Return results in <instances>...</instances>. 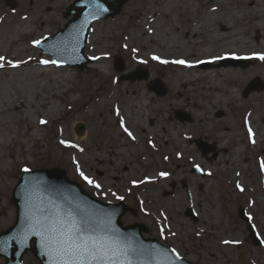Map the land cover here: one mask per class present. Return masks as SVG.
Segmentation results:
<instances>
[{"label": "rangeland", "instance_id": "rangeland-1", "mask_svg": "<svg viewBox=\"0 0 264 264\" xmlns=\"http://www.w3.org/2000/svg\"><path fill=\"white\" fill-rule=\"evenodd\" d=\"M74 1L16 0L15 6L12 7L7 5L5 0H0V22L3 21L5 23L1 27L13 32L14 25L24 20L32 28L30 34L17 39L16 45H12L9 48L7 45L2 47L0 54L9 55L16 51V47L27 46V43L31 41L30 46L25 50L26 54L20 56L29 54L32 57L39 56L46 60H51L50 54L33 45V40L38 39V37L43 39L46 35H53L56 31L63 28L67 21L73 17L65 18L63 12ZM173 1H175L176 7L172 8L164 16L160 15L159 18L161 21H166V26L171 29L172 35L177 36L179 39L185 38L183 29L186 25V18L200 15L204 10L213 11L215 9V11H221V9L235 5L234 7H237L238 10H242L240 15H238L237 22L239 21V26L246 28L245 38L252 45L250 49L257 50L258 47L264 46V39L261 38V34L258 35V32L256 33V31L251 29L247 23L248 16L242 15L243 11L248 7V2H243V0ZM188 1H191L189 2L190 5L187 4ZM145 2L146 0H128L122 12L117 16L97 19L92 23L90 36L92 31L95 30L94 24H97V26L99 25V31L102 32L103 39L106 40V45L102 52L104 57L107 55V58L104 59L108 60V68L106 64L102 63L98 65L101 67V72L96 74L92 71L94 61L87 64L83 69H78L77 66L55 64L63 67L62 71H60L62 73L56 72L61 76V85L54 87L56 91L60 90V95L55 97H51L49 80L44 77L36 78L34 83L38 86L44 84L45 88L41 87L38 94L47 92L49 95L48 100L55 104H60L62 107V110L57 114L45 118L48 121L46 125L40 123L41 118H44L42 113L46 109V107H41L40 105H38V112L29 113L26 119L21 116L18 118L17 114L12 115L14 119L7 117V113L0 114V119L6 125L9 122L12 128L11 135L7 134L3 141V146L0 148V232L15 223L16 207L11 202V197L12 190L23 172L22 169L24 167L34 170L36 168L61 167L66 171L69 178L80 182L85 187V190L101 201H108L106 195H110L108 196L110 197L109 200L118 201L111 195L113 192L124 196L125 201L131 207L130 209L133 210L127 211L123 217V223L127 225L143 223L145 231H147L146 235L157 237L166 245L174 247L182 257L192 264H256L254 263L255 258L259 262L258 259L264 256V249L260 248L262 241L260 239L259 242H256L249 237L250 231L245 220L241 218L240 211L244 209L248 215L254 218L252 223L256 227L258 234H260V231L262 232L261 227H264V171L260 167V162L264 160V141L255 147L248 148L245 132L240 122L241 115L248 108L246 101L250 97L264 94L263 89L262 91H252L248 96L244 95L247 85L254 78L260 75V78L264 81L262 73L259 75L249 74L255 66L261 65L258 64L261 62H256L258 60L256 58L251 59L250 65L246 67L231 65L230 63L226 64L220 61L213 63V66L208 68L197 66V68L202 70H211L210 73L217 69L234 68L242 76L241 80L230 81L228 85L225 84L227 82L223 81L222 85L225 88L233 86L237 98L225 107L218 106L217 108L214 107L213 103L214 93L216 94L215 88H207L204 85L203 89H200L197 82H193L194 86L187 88L184 96L181 97L180 90L182 87L179 85L178 80L183 76H180L178 70L172 68L173 66L162 67L151 61V63L141 64L144 65L143 68L150 72L148 80L131 82L127 79H121L123 74L134 71L140 65L135 63L132 67L128 66L131 60V47L123 48V43L126 42V34L130 31H135L133 25H135L137 15L146 8ZM183 9L186 10L182 12ZM218 21L211 22V25L214 30L216 28L220 33L227 32L234 26L228 21V25L221 24ZM240 37L243 38V35ZM89 44L90 37L85 47V54L88 58L92 57ZM186 50L191 51L190 47H187ZM243 50L248 52L249 48ZM117 59L123 60L125 64L124 71L116 69ZM61 62L65 63L66 61L63 60ZM6 72L8 71L0 73V79H8L9 73ZM243 72L247 73L246 78H243ZM50 74H53V72ZM156 77L161 78L166 84V88H168L166 96H157L147 89L149 82ZM129 85H135L138 88L135 95L136 99L141 100L143 98L144 101L149 103L150 110L155 114L154 118H145V123L149 128L156 131L155 138H153L156 141L155 149L151 148L147 142L146 135L151 140L150 133L143 134L145 131H138L140 140L136 151L147 152V163L149 165L145 168L135 150H126L128 147L119 150L113 142L118 139H128L126 133L119 131L121 127L116 122V117L111 108L112 105L118 104L123 100L122 95L117 94L112 101L103 99L99 102V99L107 95L111 87L114 89L116 87L127 88ZM204 91H206V94L212 95L207 99V95L205 93L202 94ZM151 94L153 96L150 98ZM196 102L202 104L199 107L200 110L195 107L194 103ZM255 103L259 105L258 114L256 115L264 120V97H260ZM187 107L189 111L186 110ZM178 109L185 110L190 115L191 120L187 119L184 122L178 120L175 116V111ZM203 109L211 111L210 116L205 114L199 121L195 117ZM146 112L148 113V110ZM78 123L85 124L86 128L83 135L86 138L81 141H79L77 138L79 135L75 132V126ZM218 124L219 126L227 125L231 127L228 132L230 135H227L231 153L225 152L224 155H221L222 153L216 147L218 154L210 149L207 157H205L199 150L196 140L201 138L217 145L213 138L215 137L214 134H216V126ZM177 125H182L183 128L189 129V135L194 137L191 139L192 142L190 141L191 144H189V141H181L182 147L187 145V148H183L182 152L184 165L176 164L175 167L184 166L183 172L178 175V181L176 182L153 183V193L150 194L151 189L146 191L143 183L134 185L132 181L135 179L132 176L136 177L135 181H140L142 172H158L161 166L166 167L171 163L168 161L174 156L176 142L178 141L174 132ZM232 125H234V128H232ZM205 127L209 129H203ZM1 128H5V126ZM165 135L173 136V142L168 144ZM62 139L69 140L73 144L86 146L89 149L78 156L79 151L77 149L66 148L60 144L59 141ZM150 151L154 152L153 156H150ZM236 151H239V155H237ZM216 154L218 161L215 158ZM233 155H236L235 157L238 161L237 166L233 168H229L227 162L224 163L219 160L220 157H232ZM191 158H194L193 161H189ZM77 162L80 170L84 169L89 172L91 175L89 176L93 180L104 186L103 190L99 191L92 187L79 176ZM198 163L204 169L205 166H209L210 170L215 173L214 177L207 176L204 170L200 171V173H194L193 168ZM233 175L234 178H232ZM237 183L244 187V192H240L237 189ZM188 187L191 189V194L186 193ZM174 194H178V197L175 201H170L169 208L157 204L163 198L171 199L170 197ZM180 196L182 198L179 199ZM191 196L194 200H196L197 196V206L198 204H202L204 207L213 205L214 208L209 210L212 212L216 211L221 215V219L217 222L215 221L218 226L208 227V231L202 235L189 232L195 228L196 224H199L197 216L193 218L187 214ZM208 199L211 201H208ZM250 200L253 201L248 206ZM141 201H143V205H141ZM146 201L153 203L151 204V209L154 211L153 215L147 216L143 213V207L150 205H146ZM160 208L170 214L168 215L163 211L159 212ZM165 217L167 218V225L170 229L172 228L173 233H176V235H171L168 228H166L164 234L167 237L166 239L160 235V226L165 222ZM183 219L185 221L180 222ZM178 224H187L188 231L185 232L184 227ZM218 227L225 230L227 236L240 238L242 243L240 245H232L226 250H217L216 252L208 250L206 248L207 243L209 244L213 239V232L209 230L212 228L219 230ZM214 255H217L222 262L216 261L212 257ZM5 262L6 259L0 256V264H5ZM24 263L38 264L39 262L33 254L27 253Z\"/></svg>", "mask_w": 264, "mask_h": 264}, {"label": "bare ground", "instance_id": "bare-ground-1", "mask_svg": "<svg viewBox=\"0 0 264 264\" xmlns=\"http://www.w3.org/2000/svg\"><path fill=\"white\" fill-rule=\"evenodd\" d=\"M173 0H146L145 5L146 8L140 12V14L137 15V19L135 21V31H130L126 34V42L123 43V48H126L125 45H127V48L130 46L131 48V60L129 61V67H132L135 63H141L140 61H146V63H151V61L159 64L162 67L165 66H173L172 68L178 70V74H180L181 77L180 80H178L179 85L182 87L180 90L181 97L184 96V92L187 90V88H191L194 86L193 82H197L198 86H200V89H203V86L207 88H215L214 97H213V103L214 107L222 106L225 107L228 103H231L237 98L236 92L231 86L230 88H225V86L222 85L223 81L227 82L225 83L228 85V82L230 81H239L242 79V76L239 74V71L234 68H222L214 70L212 73L211 70H202L197 68V65H199L200 61H210L213 62L216 60L215 58L218 56H226V54H232L235 53L236 56L242 57L245 55L253 56V53H261L264 52V46L258 47L257 50L250 49L252 45H250L245 38L246 34V28L244 26H239V21L237 22L240 13L242 10H238L237 7H230L226 9H221V11H203L200 15H193L192 17H188L185 20L186 25L183 29V34L185 36L184 39H179L177 36L172 35L171 29L166 26V21H161L159 16L165 15L167 12L171 11L172 8L176 7V3ZM189 2L188 1V5ZM243 2H248V7L246 10L243 11V16L247 15V23L251 29L258 32V35L261 34V38L264 39V1L261 0H243ZM185 4V3H184ZM186 5V4H185ZM187 7V5H186ZM195 9V7H193ZM186 9H183L182 12H184ZM227 10V11H224ZM215 20H219L221 24L228 25V22H231L234 26L231 27V29L227 32L220 33L216 28H212V23ZM228 21V22H227ZM2 24H5L3 21L0 22V52L1 48L7 47L9 48L12 45H16V41L19 37H25L26 35L30 34L32 32V28H30V25H28L27 21H20L16 25H14L13 32H10L8 29H4L1 27ZM171 26V25H170ZM229 27V26H228ZM176 28V27H175ZM174 28V29H175ZM94 29L90 36V44L89 49L91 55L99 56L101 59L95 60L93 63V69L96 74H98L100 71V66L102 63L106 64V67L108 68V60L104 59V53L102 52V49L105 48L106 40L103 39V36L101 35L102 32L99 31V25L94 24ZM179 31V30H178ZM243 35V38L240 37ZM38 39H40L38 37ZM37 40V38L35 39ZM70 37L65 38H59L56 37L53 39L54 42H58L61 44V46H65V49L67 52H71L75 49L76 42L75 41H69ZM34 41V40H33ZM31 44V41L27 43V46H18L16 47V51H13L9 55H1L6 57L8 60L12 61H24L20 65L19 68H11L8 66H5V68L0 69V73L3 71H8L6 73L8 74V79L3 80L0 79V114L7 113L9 118H12V115L17 114L18 118L19 116L26 119L29 113H37L38 112V105L41 107H46V109L43 111V117L41 119L46 120L45 118L52 117L53 115L57 114L62 110V107L60 104H55L52 101L48 100V93H42L38 94L40 91V88H44V84H40L38 86L34 81L36 78L39 79V77H44L45 79L49 80L50 83V92L51 97H55L57 95H60V90L56 91L54 87H59L61 76L58 75V73H62V66H56L55 64H48L44 65L41 64L39 61L46 60L43 57H32L29 56V54L25 56H20L25 53L26 48H28ZM189 44V45H188ZM243 45V46H242ZM190 47L191 51H187L186 48ZM244 51L243 49H248ZM133 49H138L137 52H133ZM22 50V51H21ZM205 54V55H204ZM159 56L163 60L167 61H173V60H185L193 64V67H185L183 65H178L174 63H160L156 60L152 59V56ZM220 60V59H219ZM217 62V61H216ZM256 62H261L258 64V66H255L249 74H261L264 76V64H262L264 61L258 59ZM215 63V62H213ZM204 67V66H201ZM53 72V74H50ZM243 78H246L247 73L243 72ZM28 77V78H25ZM66 80V78H64ZM29 81V82H28ZM11 86V87H10ZM45 89V88H44ZM34 93L32 94V92ZM138 88L135 85H129L127 88L124 87H116L114 89L111 87L107 93V95H104L102 98L99 99V102L103 99H107L109 101H112V99L117 95L121 94L123 97V100H121L118 104L112 105V112L114 116L116 117V122L120 125V116L124 118L125 125L133 132L134 136L136 137L135 140L131 139L130 137L127 140H115L113 141L118 149H122L125 147H128V149L137 150L139 147V140H140V133L139 130L145 131L143 134H147V132L150 133L151 140L146 135L148 143H151V148H156V141L153 140L156 135V131L152 128H149V126L145 123V118H154V113L149 108V103L144 101L143 98L141 100H137L135 95L137 94ZM207 91V90H206ZM206 91H204L202 94H206ZM202 92V90H201ZM35 94V96H33ZM147 95V94H146ZM207 99L212 94H206ZM153 96V94L150 95V98ZM143 97V96H142ZM260 97H264V94H260V96H254L250 97L246 102L248 105V108L243 112L241 115V124L242 128L245 132L246 140H247V146L248 148L255 147L256 145L263 143L264 141V120L257 116L258 114L257 109L259 107L258 103H255V101H258ZM195 107L200 110L199 107L202 106L201 103L196 102L194 103ZM119 108L120 110V116L116 115V109ZM148 110V113L146 112ZM189 111L188 107L186 109ZM211 112V111H210ZM210 112L206 109H203L201 112H198V116L195 118L199 121L203 118V115L208 114L210 116ZM184 112H181V115H184ZM191 118V117H190ZM181 118L178 117V120ZM20 120V119H18ZM11 124L8 122L6 125L3 120L0 119V148L4 144V140L7 136V134L11 135ZM251 126L253 132L255 133V140L256 143L253 144L251 142V138L248 133V126ZM2 126H5V128H1ZM230 126L224 125L219 126V124L216 126V134L213 138V141L217 143L216 147L220 150L222 153L221 155H224L225 152L231 153V148L228 145V138L227 135L230 131ZM232 128H234V125H232ZM203 129H209L207 127ZM120 132H124L122 127L119 128ZM7 132V133H6ZM175 137L178 139L175 146V154L172 158H170L171 162L166 167L161 166L159 174L157 172H151L146 173L145 171L142 172V179L140 181H144L143 185L145 186V190L149 191L150 194L153 193L152 184L153 183H163L165 181L169 182H176L178 181V175L182 174L183 167L176 168V164L184 165L183 163V148H187V145H184L182 147V142H192L191 139L194 137L192 135H189V129L183 128L182 125H177L176 129L174 130ZM84 135V134H83ZM80 135L77 136L79 141L82 139H85L86 137ZM162 137L163 135L160 134ZM83 136V137H81ZM88 137V136H87ZM173 136L171 135H165V139L168 144L173 142ZM180 138V139H179ZM146 143V142H145ZM154 145V146H153ZM79 147L82 148L84 151L89 149L88 147H84L83 145L79 144ZM146 147V145H145ZM201 149V148H200ZM264 149V146H263ZM77 151H79L77 149ZM134 151V152H135ZM224 151V152H222ZM137 152V151H136ZM135 152V153H136ZM138 155L140 156L141 163L143 167H147L149 164L148 162V154L145 151L139 150ZM217 153V151H216ZM237 155H239V151H236ZM83 154V152L79 151V154ZM218 154V153H217ZM217 154L215 158H217ZM154 152L150 151V156H153ZM82 156V155H81ZM236 155H233L232 157L224 156V158L220 157L219 160L226 163L229 168H233L237 166V158ZM194 158H191L189 161H193ZM218 161V158H217ZM198 165L204 170V172L207 174V176L214 177L215 173L210 170L209 166H205V169L202 167L201 164L198 163ZM86 175H90L89 172H86L84 169L82 170ZM161 172H167L169 175L167 177L160 176ZM211 173V175H209ZM91 176V175H90ZM89 176V177H90ZM91 178V177H90ZM133 179L136 180L135 176H132ZM234 178V175L233 177ZM102 186V185H101ZM104 186L101 187L100 190H103ZM155 188V187H154ZM191 194V189L188 187L187 192ZM110 195H107L106 198L109 200ZM178 194H174L171 196V199L163 198L160 201L157 202L158 205L162 207H168L170 201H175L177 199ZM182 198V196L179 197V199ZM174 199V200H173ZM191 201L189 202L190 205H188L189 209L191 208L194 211V214H196L199 224H196L195 228L191 229L189 232L196 233V234H204L206 231H208V227H217L218 224L215 223L218 220L221 219V215L217 213L216 211H210L214 207L213 205H208L204 207L202 204H198L197 206V196L196 200L190 197ZM112 201V200H110ZM178 201V200H177ZM176 201V202H177ZM208 201H211L208 199ZM253 200H251L248 204ZM201 202V201H198ZM146 205L143 207V213L147 216L153 215L154 211L151 209V204H153L151 201L148 203L145 202ZM202 203V202H201ZM202 208V209H201ZM210 209V210H209ZM146 210V211H145ZM165 212L166 214H170L168 211L163 210V208H160L158 210ZM172 219V217L170 216ZM181 221H185L180 220ZM179 226H183L185 232L188 231V225L187 224H178ZM219 230L216 228H212L211 232H213V239L208 244L206 248L208 250H211L213 252H216L217 250H226L228 247L232 245H225L222 243L224 239H239L240 238L236 236H227L225 233L226 231L222 228L218 227ZM262 228V232L260 231V234H258L257 230L254 229V231L251 234V238L256 240L261 239V249H264V227ZM169 231V230H168ZM172 232V228L169 231ZM215 258L216 261L222 262L221 259L214 255L212 256ZM162 260H159L157 264H166V261L164 257L161 258ZM256 264H264V256L254 260Z\"/></svg>", "mask_w": 264, "mask_h": 264}, {"label": "snow or ice", "instance_id": "snow-or-ice-1", "mask_svg": "<svg viewBox=\"0 0 264 264\" xmlns=\"http://www.w3.org/2000/svg\"><path fill=\"white\" fill-rule=\"evenodd\" d=\"M92 3L98 11H107L98 4L97 0H92ZM43 43L44 40L42 39L33 41V45L36 47H40ZM137 51L138 49H133V52ZM230 55L233 58H240L235 53ZM104 58H107V55ZM224 58V56H218L215 59ZM248 58H258L264 61V52L253 53V56ZM92 59L99 60L101 57L94 56ZM152 59L164 64L174 63L185 67L194 66L185 60L167 61L155 55L152 56ZM39 62L44 65L57 64L54 59ZM140 62L146 63L143 60ZM22 63L24 61L14 62L0 56V69L5 68V66L19 68ZM199 63H204V61ZM116 115L120 116L119 108L116 109ZM40 123L46 125L48 121L41 119ZM120 125L127 136L133 140L136 139L133 132L125 125L122 116H120ZM248 133L251 142L255 144V133L250 125L248 126ZM59 142L66 148L84 151L79 145L73 144L69 140L62 139ZM195 167L197 170L203 171L199 165H195ZM260 167L264 171V160L260 162ZM22 171L31 173L32 170L24 167ZM77 171L87 184L98 190L101 189L100 183L80 170L78 162ZM168 175L167 172L160 173L162 177ZM132 183L137 185L144 183V181L134 180ZM236 187L240 192L245 191L240 183H237ZM70 191V189L56 183L29 177L22 190L25 198V211L19 231L8 239L0 240V252H6L13 243L26 246L28 241L35 237L39 241L41 254L48 258L49 264H157L153 255L156 250L150 245H145L134 234L122 231L113 222L115 212L100 208L96 204L81 199L74 193L69 195ZM111 195L121 201L125 199L124 196L117 195L114 192ZM140 203L143 205V201ZM253 219L252 216H248V220ZM164 220L165 222L160 226V235L166 239L167 237L164 234L166 228L170 231V227L166 223V217ZM171 235H176V233H171ZM222 243L225 245H240L242 241L239 239H224ZM162 251L165 253L166 264H183V258L175 248L163 249ZM168 252L172 255H166Z\"/></svg>", "mask_w": 264, "mask_h": 264}, {"label": "water", "instance_id": "water-1", "mask_svg": "<svg viewBox=\"0 0 264 264\" xmlns=\"http://www.w3.org/2000/svg\"><path fill=\"white\" fill-rule=\"evenodd\" d=\"M117 5L113 4V2H108L107 0H97L98 4L102 7L107 9V11H98L97 8L92 3V0H76L73 4H71L70 7H67L68 9L65 11L64 16L69 17L71 14H75V17L68 22L65 29L61 30L60 33L63 34H70L69 31L72 28H76L73 32L74 36L69 41H75L76 39V46L79 53V58L85 60L83 63L78 64L81 69H83L88 62V60L84 56V48L87 43V39L89 36V27L91 26V23L96 20L97 18H106L109 16H115L117 15L121 9L124 3L127 0H116ZM8 4L13 5L14 0H7ZM67 32V33H65ZM56 36L48 37L44 43L40 46L44 51L49 52L55 56L56 60L58 59L57 51L51 50L49 43L50 41ZM53 52V53H52ZM117 69L124 68L123 61H119L116 64ZM142 74V73H140ZM145 78L148 77V74H143ZM143 77L142 75H138V78ZM260 83H257V86L255 88V85H251L252 87L246 90L245 95L247 96L253 89L261 88ZM157 90L160 94H164L166 92L165 88L163 89V85L159 82V85L157 87ZM84 125L80 124L77 126L76 131L78 134H82L84 132ZM209 151H206L204 149L203 153L206 155ZM29 177L33 178H39L41 180L49 181L56 183L64 188L70 189L71 191L68 193L69 195H72L73 193L78 195L81 199L86 200L90 203L96 204L100 208H104L108 211H113L116 213L114 216L113 222L124 232L134 234L139 240L143 241L145 245H150L155 249L153 255L155 257V260L158 262L159 260H162L161 258L165 256V253H163V249H169L167 247H164L160 244H158L155 240L145 239L142 238V229L138 225L131 226V227H123L121 224V216L126 210V207L123 203L121 204H111V203H102L94 199V197H91L85 190L82 189L81 185L77 182L70 181L65 173V171L53 168V169H43V170H36L31 171V173H24L22 177L20 178L19 182L17 183L13 194L12 201L17 206V221L15 225H13L9 230L3 231L0 233V240L8 239L11 235L15 234L19 231L21 221L23 220L24 211H25V198L22 194V190L24 188L25 182ZM170 250V249H169ZM33 252L35 253L36 258L41 262L40 264H49L48 258L46 256H43L41 254V248L39 245V241L37 238L33 237L30 239L26 246H22L16 243H13L6 252H0V255L5 256L7 258L6 264H23L22 259L25 253L27 252ZM166 255L171 256L172 254L170 252L166 253ZM184 264H189L186 261L183 260Z\"/></svg>", "mask_w": 264, "mask_h": 264}]
</instances>
